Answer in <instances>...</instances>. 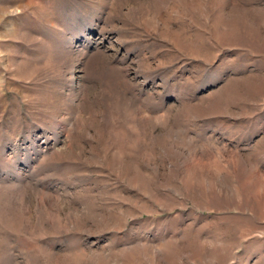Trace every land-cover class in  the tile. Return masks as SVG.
Here are the masks:
<instances>
[{
    "label": "rangeland",
    "instance_id": "obj_1",
    "mask_svg": "<svg viewBox=\"0 0 264 264\" xmlns=\"http://www.w3.org/2000/svg\"><path fill=\"white\" fill-rule=\"evenodd\" d=\"M0 264H264V0H0Z\"/></svg>",
    "mask_w": 264,
    "mask_h": 264
}]
</instances>
